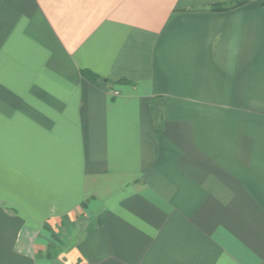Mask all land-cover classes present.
I'll list each match as a JSON object with an SVG mask.
<instances>
[{
    "label": "crops",
    "instance_id": "0c3cea01",
    "mask_svg": "<svg viewBox=\"0 0 264 264\" xmlns=\"http://www.w3.org/2000/svg\"><path fill=\"white\" fill-rule=\"evenodd\" d=\"M230 1L0 0V264H264V0Z\"/></svg>",
    "mask_w": 264,
    "mask_h": 264
},
{
    "label": "rangeland",
    "instance_id": "374dc122",
    "mask_svg": "<svg viewBox=\"0 0 264 264\" xmlns=\"http://www.w3.org/2000/svg\"><path fill=\"white\" fill-rule=\"evenodd\" d=\"M83 222V220H76L70 223L69 225L61 228L60 232L57 233L56 237V246L58 250L59 245L61 249L73 246L79 240V238L82 237V232L85 228ZM61 256H63V254H61ZM61 258L62 257L56 259V264H61Z\"/></svg>",
    "mask_w": 264,
    "mask_h": 264
},
{
    "label": "trees",
    "instance_id": "16d2710c",
    "mask_svg": "<svg viewBox=\"0 0 264 264\" xmlns=\"http://www.w3.org/2000/svg\"><path fill=\"white\" fill-rule=\"evenodd\" d=\"M248 1H250V0H234V1L227 2V3H223V4L214 5V6L211 7V9L214 10V11L228 10V9L243 5V4L247 3ZM82 74L84 76H86V77L91 78L94 81L102 80L99 76H97L94 73H92L90 71H87V70L82 71ZM118 82L119 83H123V82H126V81H122L121 80V81H118ZM158 130L160 131V125L158 127ZM83 206H86V205H83Z\"/></svg>",
    "mask_w": 264,
    "mask_h": 264
}]
</instances>
